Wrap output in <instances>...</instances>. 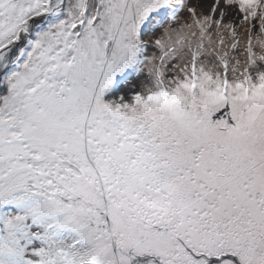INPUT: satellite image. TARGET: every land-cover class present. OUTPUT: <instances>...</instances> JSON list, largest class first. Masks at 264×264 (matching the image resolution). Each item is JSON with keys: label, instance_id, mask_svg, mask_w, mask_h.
Here are the masks:
<instances>
[{"label": "snow or ice", "instance_id": "obj_1", "mask_svg": "<svg viewBox=\"0 0 264 264\" xmlns=\"http://www.w3.org/2000/svg\"><path fill=\"white\" fill-rule=\"evenodd\" d=\"M0 264H264V0H0Z\"/></svg>", "mask_w": 264, "mask_h": 264}]
</instances>
